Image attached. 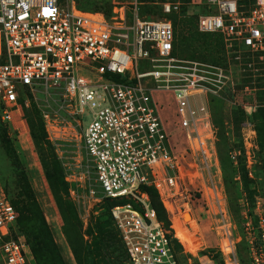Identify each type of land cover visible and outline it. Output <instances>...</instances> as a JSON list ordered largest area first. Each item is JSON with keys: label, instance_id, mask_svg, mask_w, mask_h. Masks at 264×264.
Instances as JSON below:
<instances>
[{"label": "built area", "instance_id": "obj_1", "mask_svg": "<svg viewBox=\"0 0 264 264\" xmlns=\"http://www.w3.org/2000/svg\"><path fill=\"white\" fill-rule=\"evenodd\" d=\"M79 1L0 0L1 120L15 130L25 98L40 90H60L75 100L90 121L72 169L73 199L125 202L111 214L130 264H180L171 230L158 220L144 190L154 187L165 206V195L177 198L181 179L160 95L173 100L175 127L197 170L209 175L217 131L211 100L234 97L240 87L264 91V0H205L198 29L221 36L222 65L178 55L171 16L181 12L180 2L157 3L164 17L149 18L141 14L142 0H86L112 5L107 20L79 9ZM257 110L247 109V115ZM243 127L255 131L249 118ZM232 154L237 165V152ZM210 196L225 220L212 183ZM257 217L254 222L245 214L250 264H264V210ZM18 219L0 184V264H35ZM225 238L219 246L225 263L240 264L229 231Z\"/></svg>", "mask_w": 264, "mask_h": 264}, {"label": "rangeland", "instance_id": "obj_2", "mask_svg": "<svg viewBox=\"0 0 264 264\" xmlns=\"http://www.w3.org/2000/svg\"><path fill=\"white\" fill-rule=\"evenodd\" d=\"M156 1L160 4H182L181 12L173 17L180 57L213 62L223 59V39L203 35L198 29V16L205 12V0ZM103 12L106 17L108 9L103 8ZM141 14L149 18L163 17L158 7L150 5H143ZM112 17L113 13L106 18L111 20ZM192 36L200 38L198 45L204 49L194 56H191L190 50ZM240 89L234 97L229 95L211 103L217 131L211 147L213 165L210 174H205L206 176L195 167V158L187 148L183 132L175 127L177 119L174 115L173 100L170 96L160 95L165 107L166 125L169 126L182 163L179 190L175 191L177 198L171 201L165 195L166 205L162 203L171 226V234L181 246L180 264L199 263L198 259L188 261L185 254L191 252L198 257L206 255L216 264H226L219 247L220 244L227 243L226 231H229L235 244L240 264H250L244 221L245 214L249 213L256 222L258 214L264 210V144L258 139L256 131L260 119H256L255 115V118L250 119L254 124V132L245 130L243 124L246 121L247 109L255 106L258 111L264 109V91L261 87L254 90V87L250 86L248 92L243 91L242 87ZM25 101L27 105L23 104L20 116L16 117V125L13 123L15 130L6 131L0 123V183L4 191L7 189L9 195L16 198L26 180L45 215L53 245L60 258L59 263L80 264L76 254L83 242L86 252L92 249L94 239L90 233L99 223L101 216L105 215L112 223L109 206L105 201L87 202L83 198L78 199L76 195V200L72 195L71 198L64 196L62 206L58 205L42 167L39 152L42 144L38 146L35 143L30 122L41 120L44 124L47 140L52 146V157L58 160L65 180L71 186V194L75 189V180L71 175L77 173L72 169L81 157V136L90 117L82 118L75 100L56 89L40 90L35 95H28ZM234 152H237V165L232 159ZM211 183L216 186L222 199L225 220L210 199ZM71 199L76 203L79 212L71 206ZM93 262L91 260L90 264Z\"/></svg>", "mask_w": 264, "mask_h": 264}, {"label": "trees", "instance_id": "obj_3", "mask_svg": "<svg viewBox=\"0 0 264 264\" xmlns=\"http://www.w3.org/2000/svg\"><path fill=\"white\" fill-rule=\"evenodd\" d=\"M142 2L146 3V5L156 6L161 11V6L157 5V3L159 2L156 0L153 1L142 0ZM78 8L85 12L104 13V14L105 12H103V8H105L108 9L106 17H110L111 14L113 13L112 5L107 3H100L97 1L81 0L78 2ZM174 16L175 15L171 16L172 21L174 20L173 19ZM191 27L194 28V26ZM203 35H207V34H203ZM207 36H210L212 38L213 37L221 38V36L219 35H207ZM176 38H177V33H176ZM199 41L200 38H197L196 36H192L191 45H190L191 48L190 50L192 51L191 56H194V54L196 55L197 53L204 51L203 47L198 45ZM176 50L178 52L177 44H176ZM178 55L180 56L179 52ZM194 60L204 61L216 65H222L225 63L224 55H223V59H221L220 62L205 61L200 59H194ZM212 101H216V99H212L211 103ZM254 115L256 119L258 120L260 119L258 126H256V131H257L258 139L264 144V109L263 110L260 109L259 111L257 110V112L253 114L251 117H249L245 113L246 120L248 118L251 119L252 117H254ZM212 119H213V115H212ZM0 123L6 131H10L6 126V124L2 122L1 113H0ZM30 128H31V135L35 143L38 146L40 145V143L42 144V146L39 148V152L41 155V163L44 170L45 178L52 190V193L58 205L62 206L63 204L62 201L64 196L68 197L71 195L70 194L71 186L66 182L65 175L63 173V170L60 168L58 160L52 157L53 154L52 146L51 143L47 140V134L45 131L44 124L41 122V120L38 121L31 120ZM144 190L150 196L151 203L154 210L156 211L158 220L164 224L167 230H171V226H169L170 224L169 221L167 220L168 216L163 208L159 192L154 187H145ZM5 191L8 199L10 200V202L12 203V205L19 214L18 224L20 226L21 232L27 239V243L30 247L31 252L33 253L35 264H60L59 263L60 258L53 245L54 242L51 238V233L45 215L43 214L39 204L37 203L34 194L30 190L29 184L26 183V180L24 186L22 187V189H20V192L16 198L11 197L7 189ZM70 202H71V206H73L74 209L78 211L77 209L78 207L76 203L73 202L72 199ZM105 202L109 206L108 207L109 215L114 225L111 209L114 206L119 204H124L125 202L122 201L117 202L111 200H105ZM105 217H106L105 215L101 216L99 223L96 224L95 228L90 233V235H92L94 239L92 242V249L86 252L85 250L86 246L84 242L83 244H81V249L78 250L76 254L78 256L80 264H88V263L90 264L91 260L94 261L93 264H112V263L124 264V262H129V258L127 256V252L122 242V238L119 234V231L115 228L116 230L115 232L114 230L115 225L112 226L110 219L108 217L107 218ZM116 233L119 239L117 238ZM172 245L178 254L181 253L180 250L181 246L178 240L175 239L174 237L172 240ZM50 256L51 259H49ZM111 260H113L112 263L110 262Z\"/></svg>", "mask_w": 264, "mask_h": 264}, {"label": "crops", "instance_id": "obj_4", "mask_svg": "<svg viewBox=\"0 0 264 264\" xmlns=\"http://www.w3.org/2000/svg\"><path fill=\"white\" fill-rule=\"evenodd\" d=\"M188 256V261H192V259H198L199 263L198 264H216L212 259L207 257L206 255L198 257L196 254L192 253L191 254H185Z\"/></svg>", "mask_w": 264, "mask_h": 264}]
</instances>
